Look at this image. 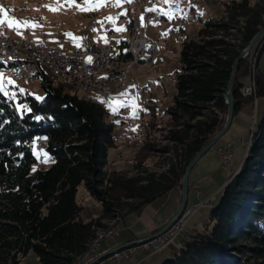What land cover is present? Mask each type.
<instances>
[{
    "label": "trees",
    "instance_id": "16d2710c",
    "mask_svg": "<svg viewBox=\"0 0 264 264\" xmlns=\"http://www.w3.org/2000/svg\"><path fill=\"white\" fill-rule=\"evenodd\" d=\"M263 2L253 6L250 0H230L223 16L205 18L192 35L182 36L175 92L165 108V143H147L137 154L142 158L160 150L167 154L166 168L143 179L108 171L115 124L99 100L66 81L60 82L71 90L53 85L44 70L38 72L42 99L27 91L17 92L14 99L0 91V264H21L31 255L34 264H74L107 226L103 220L119 215L126 198L138 199L134 210L175 187L181 190L186 164L224 123L231 65L264 26ZM257 41L256 60L264 35ZM253 66L256 96L264 97V77ZM251 69L246 55L233 79V115L245 101L254 100L241 92L242 78ZM39 139L44 142L42 156ZM80 184L99 201L97 216L83 215L77 201ZM187 233L174 254L159 264H264V106L219 200L201 227Z\"/></svg>",
    "mask_w": 264,
    "mask_h": 264
},
{
    "label": "rangeland",
    "instance_id": "374dc122",
    "mask_svg": "<svg viewBox=\"0 0 264 264\" xmlns=\"http://www.w3.org/2000/svg\"><path fill=\"white\" fill-rule=\"evenodd\" d=\"M149 1L150 3H148ZM229 1L169 0L168 3H165V0H130V2L129 0H120L118 5L116 0H104L103 6L95 10L80 11L76 5L81 8L88 7L85 0H75L72 6H68L66 0H0V8L3 9L0 11V20H5V23L0 25V33L11 38L26 39L29 42H45L61 48H78L87 40L105 43L124 39L128 33L126 25L138 7H143V12L153 13L151 17L141 15V20L145 24V34L155 38L158 42V53L154 59L153 69L145 72V78L138 82V85L142 87L141 92L136 90L135 84H127L124 88L107 94L105 97L100 96L95 89L89 92L109 111L108 117L115 124L114 146L109 148L107 154L108 171L114 170L119 176H138L143 179L150 173H160L166 168L167 154L160 150L152 151L153 153L146 154L142 158H139L137 154L142 145L147 143H154L159 147L165 143L162 135L166 132L165 123L169 117L165 108L175 92L174 77L179 66L178 53L181 38L184 35H192L202 25L205 18L217 19L223 16L224 5ZM92 2L96 3L97 0H92ZM262 2L263 0H250L253 6L260 5ZM48 6L58 10L50 11ZM6 17L20 21H33L39 26L20 27L18 34L15 27H8ZM108 17L114 18V21L107 19ZM119 21H121V27L118 29H123V31L117 30V33L110 31L111 27L119 26ZM263 35L264 33L259 38ZM257 40L247 54L252 62V69L250 74L242 78L244 85H247L251 76L254 77L253 65H256V70L264 77V46L256 60ZM44 71L53 78V85L59 84L63 89L71 90L69 86L60 82L64 81L60 76L49 72L48 69ZM0 73L4 78L2 81L3 91H1L4 94L7 93L15 99L17 92L27 91L36 97H42L40 76L18 78L2 68H0ZM9 80L12 83H8ZM75 89L86 95L77 87ZM256 99L255 101L247 100L241 105L233 115L227 131L216 144L195 161L190 169L187 200L183 213L193 207L196 209L182 215L185 222L176 237L160 250H154L152 244L148 248L138 245L133 254L134 260L146 255V259L151 257L149 264H159L164 257L174 254L169 249L175 247L177 250L182 245L187 232L201 227L208 216L210 206L219 200L222 186L229 173L235 170L244 157L246 141H241V138L247 139L249 128L252 123L258 120L263 108V101L260 98ZM109 101H120L124 106H119L117 111L113 112L109 107ZM150 105H154L153 110ZM152 111H155V114H152ZM238 113L241 115H237ZM151 123H155L157 126L152 127ZM227 141L234 145L235 149L228 166H223L219 160L217 147ZM173 189L151 202V207L155 212L164 217L172 216L174 214L172 212H175L179 206L181 190L179 187ZM77 201L84 207L83 215L85 217L99 214V201L86 191L83 184L78 186ZM137 202V198H126L117 210L119 215L114 219H104L103 222L107 226L102 228L111 225L117 228L115 222L121 220L122 216L130 211L132 205ZM119 227L121 235L128 234V229L121 223ZM135 230L137 229L133 227L130 232ZM104 243L102 241V248H104ZM104 260V264H127L131 261L128 262L127 259L114 261L110 258H104ZM35 262L36 257L31 255L22 260L21 264H34Z\"/></svg>",
    "mask_w": 264,
    "mask_h": 264
},
{
    "label": "built area",
    "instance_id": "2783aa9c",
    "mask_svg": "<svg viewBox=\"0 0 264 264\" xmlns=\"http://www.w3.org/2000/svg\"><path fill=\"white\" fill-rule=\"evenodd\" d=\"M148 3H150V1ZM151 13L152 12H143V7H138L137 16L139 19V28L138 30H130L129 37L131 48L135 50L136 57V66L133 69H117V59L124 58L122 55V45L119 44L118 40L105 43H96L87 40L78 48H61L45 42L32 41V45H26V53L1 52L0 44V54L8 57L24 56L25 63H28L30 77L35 76L39 71L36 68L37 58H44V61H47L55 70L56 67H65V73L70 75L73 79L86 82L88 88L89 82H99V90L95 91L103 97L124 88L127 84H135L136 90L141 92L142 87L138 85V82L140 79L143 80L145 78V72L152 71L154 59L158 53L157 40L145 34V24L141 20V15L151 17ZM120 27L121 21H119V26L115 25L114 27H111L110 31L117 33V29ZM22 43L25 44V39ZM89 57H91L90 62ZM18 70L19 67L15 69V75ZM117 75H125V82L121 85H108V78L116 77ZM241 91L245 95H252L255 100L256 83L253 76H251L247 85L242 86ZM241 141H244V139L241 138ZM42 142L43 139H39L40 156H42L40 153L42 150ZM234 149L235 146L228 141L217 147L219 160L223 166H228ZM195 209L196 207H193L191 210H186L182 214H188ZM182 214L168 229L153 238L151 241L142 244L148 246L150 243L153 244L154 250L161 249L164 245L173 240L181 230L183 223L185 222L182 221ZM108 240H110V233L101 241H98L95 244V249L90 253V258H96L97 264H104L105 260H97V253H99L102 241L107 242ZM137 248L138 244H134L116 250L109 249L105 252H111V260L119 261L121 259L130 258ZM87 262L88 260L86 261V264Z\"/></svg>",
    "mask_w": 264,
    "mask_h": 264
},
{
    "label": "bare ground",
    "instance_id": "6f19581e",
    "mask_svg": "<svg viewBox=\"0 0 264 264\" xmlns=\"http://www.w3.org/2000/svg\"><path fill=\"white\" fill-rule=\"evenodd\" d=\"M137 12L138 10L135 12L134 16L130 17V21L126 25V28L128 30L126 37L119 41V44L122 45V55L124 58L117 59L118 70L133 69L136 66L135 50L131 48L129 34H130V30H138L139 28V19L137 16ZM152 14L153 13H151V15ZM22 41H24V39L11 38L9 36H5L0 33L1 52L26 53V45H32V42H29L28 40L25 39V44H24L22 43ZM17 67H19V70L15 75V69H17ZM0 68L9 71L12 75L18 78H25L29 76L28 63H25L24 56L8 57L0 54ZM36 68L39 71L48 69L49 72L60 76L64 81H66L71 86H75L81 91L85 92L86 96L91 100H94L95 98L89 94L90 89L99 90V82H89V88H88L86 82L73 79L70 75L65 73V67H56L55 70L47 61H44V58H37ZM38 72L35 74V76L38 75ZM124 82H125V75H117L116 77L108 78V85H121ZM43 144L44 142H42V145ZM36 147L39 150V141L36 142ZM182 221H185L183 217H182ZM116 229L117 228L114 225H111L107 228L100 229L99 231H97L96 237L89 242L87 250L81 253L76 258L74 264H86L87 260H88L87 264H97L96 258H90V253H92V251L95 249V244L104 237H106V235L110 233V239H111L115 234H117ZM104 258L111 259V252H104L102 254L97 253V260H104Z\"/></svg>",
    "mask_w": 264,
    "mask_h": 264
},
{
    "label": "water",
    "instance_id": "95a60500",
    "mask_svg": "<svg viewBox=\"0 0 264 264\" xmlns=\"http://www.w3.org/2000/svg\"><path fill=\"white\" fill-rule=\"evenodd\" d=\"M264 33V27H260L251 37L249 40L248 44L243 47L237 56L234 58L232 65H231V70L229 73L228 81L226 83V87L224 90V102L226 104V113H225V120L222 125V127L216 131L190 158L188 163L185 166V169L183 171L182 179H181V196H180V202L178 209L175 211V213L166 221V223L161 226L158 230L155 232L146 235L144 237L140 238H135L129 241H126L120 245L115 246L111 250H116L122 247L138 244V245H143L142 243L151 241L153 238L164 232L166 229H168L172 223L183 213V210L185 208L186 200H187V190H188V176L190 169L192 168L193 164L195 161L204 153L206 152L210 147H212L216 141L227 131L229 128L232 117H233V111H234V101H233V94H232V84H233V79L235 75V71L237 68L238 62L244 58L250 51L251 47L253 44L256 42V40L259 38V36ZM151 244L149 243L148 246H144L148 248ZM153 245V244H152ZM160 250V249H159ZM102 256V255H101Z\"/></svg>",
    "mask_w": 264,
    "mask_h": 264
},
{
    "label": "crops",
    "instance_id": "0c3cea01",
    "mask_svg": "<svg viewBox=\"0 0 264 264\" xmlns=\"http://www.w3.org/2000/svg\"><path fill=\"white\" fill-rule=\"evenodd\" d=\"M256 98H260L263 101V106H264V97H261V96L257 97L256 96ZM256 98H255V100H257ZM237 115H241V114L238 113ZM253 124L254 123H252L250 128H252ZM172 190H174V189H172ZM151 202L144 204L137 209L128 211L125 215L122 216L121 220L115 222L117 229H118L117 234H115L110 240H108L107 242L104 243V248H102L103 246L101 245V247L99 249V253L102 254L105 251L112 249L115 246L120 245L126 241L149 235V234L155 232L156 230H158L161 226H163L171 216L168 215L167 217H164L163 215H160L159 213L155 212V210L151 207ZM173 213H175V212H172V214ZM120 223L123 225V227L128 229V234L124 233L123 235H121L119 233ZM133 227H135L137 230L130 232V229ZM141 231H143V233H141ZM169 250L172 253H174L176 251V248L172 247ZM133 254L131 255L130 258H127L126 261L129 262V260H131L133 258ZM150 258L146 259V255H144V256L139 257L136 260H134V258H133V260H131L127 264H149V263H151Z\"/></svg>",
    "mask_w": 264,
    "mask_h": 264
},
{
    "label": "snow or ice",
    "instance_id": "6c2138e0",
    "mask_svg": "<svg viewBox=\"0 0 264 264\" xmlns=\"http://www.w3.org/2000/svg\"><path fill=\"white\" fill-rule=\"evenodd\" d=\"M130 2V0H129ZM169 0H165V3H168ZM66 3L68 6H72L74 3H75V0H66ZM85 3L88 5V7H83L81 8L79 5H76L78 10L80 11H92V10H95L96 8L100 7V6H103V3H104V0H97L96 3H93L92 0H85ZM116 3L119 5L120 3V0H116ZM49 7V10L50 11H57L58 9L57 8H52L51 6H48ZM0 11H3L2 8H0ZM171 18V17H169ZM107 19L109 20H113L114 21V18L112 17H108ZM6 20H7V25L8 27L12 28V27H15L16 30L18 31V34H19V28L20 27H38L39 25H37L35 22L33 21H20V20H14V19H8L6 17ZM5 23V20H0V25L4 24ZM118 31H123V29H117ZM68 35H71V34H68ZM79 46V45H77ZM91 61V57H89V62ZM3 76H2V73H0V91H3ZM8 83H12V81H8ZM23 91V90H21ZM7 95V93H5ZM123 95V94H122ZM37 99H42L41 97H37ZM119 106H124L122 105V103L120 101H109V107L112 108V111L115 112L117 111V108ZM135 107V106H133ZM135 114V113H133ZM37 119H39V117H37ZM33 171H35V169H33Z\"/></svg>",
    "mask_w": 264,
    "mask_h": 264
}]
</instances>
